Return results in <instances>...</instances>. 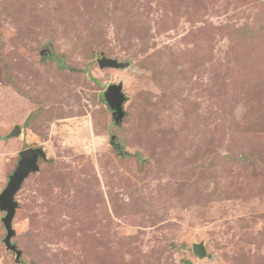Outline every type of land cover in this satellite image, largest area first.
<instances>
[{"label":"rangeland","instance_id":"374dc122","mask_svg":"<svg viewBox=\"0 0 264 264\" xmlns=\"http://www.w3.org/2000/svg\"><path fill=\"white\" fill-rule=\"evenodd\" d=\"M28 148L0 264H264V0H0V193Z\"/></svg>","mask_w":264,"mask_h":264},{"label":"water","instance_id":"95a60500","mask_svg":"<svg viewBox=\"0 0 264 264\" xmlns=\"http://www.w3.org/2000/svg\"><path fill=\"white\" fill-rule=\"evenodd\" d=\"M99 64L102 68H118L122 66V64L118 63V61L106 57H102ZM105 99L111 109L114 111L116 123L119 124L125 115L124 105L127 100V97L123 91V84L111 85L106 92ZM21 131V128L17 126L10 136L16 137L21 133ZM40 159H47L46 151L43 148H28L23 150L20 153V161L18 163V166L13 175L10 177V181L7 187L3 190L2 193H0V210L6 213V216L3 219V222L7 229L5 244L8 249L17 253V260L20 259L21 251L17 250V247L12 245L11 243L12 238L16 234L13 228V220L19 205L15 198L22 188L25 180L32 173L40 170ZM193 249L194 253L201 259L211 257V255L208 254L204 242L195 243Z\"/></svg>","mask_w":264,"mask_h":264}]
</instances>
